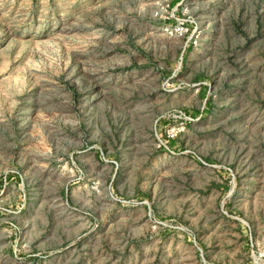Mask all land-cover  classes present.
I'll return each mask as SVG.
<instances>
[{"label":"rangeland","instance_id":"obj_1","mask_svg":"<svg viewBox=\"0 0 264 264\" xmlns=\"http://www.w3.org/2000/svg\"><path fill=\"white\" fill-rule=\"evenodd\" d=\"M0 264H264V0H0Z\"/></svg>","mask_w":264,"mask_h":264},{"label":"built area","instance_id":"obj_2","mask_svg":"<svg viewBox=\"0 0 264 264\" xmlns=\"http://www.w3.org/2000/svg\"><path fill=\"white\" fill-rule=\"evenodd\" d=\"M189 31V28L187 27V24L185 21H181L180 19L176 18L174 25L170 29V34L174 35L175 37L184 38L187 32ZM197 37L194 35H190L189 38L186 39L185 44L182 46L181 53L177 59V66L180 67L182 65L184 55L186 54V51L191 46L196 45ZM171 119V121L174 122L173 125H167L164 127V139L161 135H156L157 141L159 143V146L164 147L166 150L170 151L168 147L166 146L167 140H172L177 137L178 134L184 131L185 124L190 121L191 119L185 115L182 111H173L172 113H169L167 115H163L161 117H158L155 124L157 122H160L162 119ZM203 165L209 166L208 163H205L204 161H201ZM215 166V165H211ZM226 171L231 172L230 169H226ZM230 174V173H229ZM158 224H161L162 226L171 229V230H182V227H180L177 223H174L173 221H157Z\"/></svg>","mask_w":264,"mask_h":264}]
</instances>
